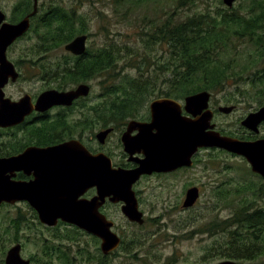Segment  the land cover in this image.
I'll return each mask as SVG.
<instances>
[{"label":"rangeland","instance_id":"rangeland-1","mask_svg":"<svg viewBox=\"0 0 264 264\" xmlns=\"http://www.w3.org/2000/svg\"><path fill=\"white\" fill-rule=\"evenodd\" d=\"M23 0H0V8H2L10 19L17 5ZM46 3L43 8L45 13L53 4L60 3L68 9H74L80 13V21L90 34L88 47L91 52L97 48L108 44L112 40L123 42L119 44L120 52L118 54L119 65H124V69L133 75L137 74V69L132 66L139 57L128 58L126 50H123L125 43L139 50L140 54H144L145 42L142 41V33L140 25L143 20L157 18V16H165L166 12L173 10L175 2L173 0H126L124 3H117L115 0H42ZM264 0H236L232 7H228L223 0H202L192 8H184L185 14H193L195 11L210 12L216 14L218 11H226L228 14H241L245 16H257L262 11ZM41 8V9H42ZM86 15V16H85ZM85 16V17H84ZM84 18V21H83ZM157 20V19H156ZM264 23V20H263ZM143 24H145L143 22ZM235 27L232 28L231 34L227 42L226 58L239 57L247 58L251 53H264L261 50V43L256 41L257 33L249 35L236 34ZM263 33V29H257L256 32ZM44 32L41 25H37L34 20L30 31L20 39L15 50L25 51L30 44L29 42L42 41L40 34ZM43 42V41H42ZM138 52V51H137ZM138 52V53H139ZM162 52V47H150L149 66L147 69L154 70L153 59L159 57ZM62 53L56 58H62ZM63 59L70 58L66 55L65 50ZM57 60V59H55ZM243 60V59H242ZM156 61V59L154 60ZM257 66H253L243 74V79L238 83L229 84L224 89L211 91L213 94L214 105L230 106L231 104L239 103V108L231 113L226 114L217 112L214 121L220 127L226 130H236L241 127V120L251 111L255 110L262 101H264V84L253 80H257L255 76L262 75L264 80V58H259ZM156 68V67H155ZM238 70V69H237ZM257 72L254 74V72ZM261 71L260 73H258ZM103 76L94 78L90 84L92 93L90 100L98 102L103 99L102 88L105 85ZM39 85H43L39 83ZM49 85H52L49 84ZM34 88V84H31ZM38 86V84H36ZM159 96H156L157 98ZM146 100L145 103L155 99L154 97ZM144 103V104H145ZM100 128L96 127L95 133ZM92 144L98 149L100 147L97 139L91 140ZM105 148L111 152L115 162L123 160V148L120 145L117 135L108 138L105 143ZM197 155V156H196ZM195 164L187 173L188 177H182L180 174L175 179L155 178L150 180L149 184H145L146 188L143 193L144 211L148 215L146 224L140 226L131 224L123 216L121 208L117 204H111L109 212L111 218L116 222L114 230L126 239V246L131 247L128 250V255L123 253V248L118 249V253L112 255L110 264H148L151 263H166L168 260L171 263L183 264L197 261L214 264L224 259L223 254L204 256L202 251L205 239L208 237L201 234L197 235L194 230L201 229L203 223L210 218H226L232 215L236 207L242 206L245 199L264 204V194L255 192L240 193L237 192L239 185L229 182L226 190L229 197L224 205L220 208L215 201L211 200V190L207 184V175L216 176L221 174L224 179H238V175H244L242 179H250L245 173L249 170V165L241 156L229 153L218 148H204L196 154ZM191 181H188V180ZM254 180V179H251ZM172 182V183H170ZM202 183V196L196 206L188 209H182L179 205L183 195V188L187 184ZM170 183V184H169ZM247 184V183H246ZM205 186V187H204ZM208 189V190H205ZM224 188V189H225ZM229 202V203H227ZM188 219V220H187ZM190 220V221H189ZM189 221V225H186ZM19 225V227H17ZM202 231V230H200ZM195 233V234H194ZM76 236L75 239L79 243L68 239L56 238V235ZM185 234V236H183ZM175 237V238H174ZM224 237V236H223ZM16 238L23 244L22 255L25 258L35 256L39 258L33 261L32 264H43L45 257V247L54 246L59 248L58 244L67 245L71 256H75V264H88L87 258L98 253L100 244L96 242L90 235L80 233L70 227L49 228L41 222L33 219L30 210L24 204L8 205L0 207V264H6L5 258L8 249L15 243ZM66 238V237H64ZM134 239L140 240L138 244L133 242ZM206 239V240H207ZM60 247H62L60 245ZM136 253V257L132 253ZM95 253V254H94ZM50 264H64L58 254L49 256ZM244 264H264V258L256 261L239 260ZM158 263V264H159Z\"/></svg>","mask_w":264,"mask_h":264},{"label":"water","instance_id":"water-1","mask_svg":"<svg viewBox=\"0 0 264 264\" xmlns=\"http://www.w3.org/2000/svg\"><path fill=\"white\" fill-rule=\"evenodd\" d=\"M34 1V9L18 23L5 21L0 26V89L7 83L10 76L15 80L18 72L15 66L7 58V48L17 38L24 35L31 26V17L38 12V1ZM228 7H232L236 0H223ZM6 15L0 9V24ZM264 31V23H263ZM87 34L76 36L65 45V49L75 55H83L87 50ZM91 92V85L81 83L75 89L59 91L50 89L43 92L37 102L38 109H48L53 105H71L75 99L87 96ZM212 93L202 90L185 97V109L192 117L183 116L181 102L169 97L157 98L151 102L152 121L145 123L156 129L155 133L142 137H135L130 144L135 146L140 143L144 149L146 158L141 161L137 169L126 170L122 167H114L112 158L106 153L92 154L78 139H71L60 145L46 148L42 151L45 160L51 157H59L61 162L59 169H63L64 178H70V184L60 185L62 197L57 200V206H42V200L35 198L41 193V186L13 181L7 175V171L13 167L24 165L28 160V154L0 159V204L3 201L16 203L33 197V204L39 213L40 220L47 225H57L59 219L74 224L87 232L101 238V249L105 255L114 252L122 243V237L114 230L115 221L109 219L100 212V207L109 197L114 203L124 201L121 209L129 220L144 223L143 212L139 209L134 183L142 173L153 171H172L183 166H192L193 157L200 148H219L228 152L243 156L250 163L253 171L264 176V139L255 141L242 140L216 130L213 122L214 111L210 108ZM2 97V96H1ZM0 111L1 121L21 119L28 111L24 104L10 105L2 103ZM9 104V105H8ZM234 106H220L223 113H231ZM264 121V104L257 111L249 113L242 121L243 126L255 132L259 131V125ZM12 122V121H11ZM138 123L133 120L131 124ZM6 125V124H4ZM113 128L100 130L96 138L100 143H105ZM146 135V136H145ZM133 140V141H132ZM123 142V136H122ZM131 145H127L129 150ZM132 153V151L130 152ZM40 155V154H39ZM27 159V160H26ZM63 162V164H62ZM70 163V165H69ZM5 167V168H4ZM18 167V168H19ZM5 171V173H4ZM73 183V184H72ZM88 186L97 187V195L90 200L79 197ZM200 196L197 186L188 189L183 206L188 208L195 204ZM39 201V202H38ZM6 264H31L29 258L22 255V243L12 245L6 254ZM216 264H242L238 261L227 259Z\"/></svg>","mask_w":264,"mask_h":264},{"label":"trees","instance_id":"trees-1","mask_svg":"<svg viewBox=\"0 0 264 264\" xmlns=\"http://www.w3.org/2000/svg\"><path fill=\"white\" fill-rule=\"evenodd\" d=\"M125 1L115 0L117 3ZM173 1L175 6L172 11L150 21L143 20L145 24L142 22L140 25L142 41L145 42L143 55L138 49L135 50L139 47L123 44L128 58L139 57L132 64L137 69L136 75L123 70V64L119 65L118 45L123 42L116 40L78 59H64L65 62L58 71L63 84H78L103 76V99L94 102L95 129L110 125L123 127V120L135 117L139 107L150 97L165 95L183 99L188 94L201 90L218 91L229 84H236L243 79L244 72L258 65L259 58H264L263 52L251 53L246 59L243 57V60L238 56L226 58V45L233 27L236 34L251 36L257 33L256 41L261 43V50H264V35L256 32L257 29H263L264 3L257 16L248 17L241 14L230 15L226 11H218L216 14L199 11L185 14L184 8H192L202 0ZM31 4V0H26L24 6L20 3L17 7L19 13L25 14L32 9ZM80 17L82 16L73 9L60 3L53 4L48 11L36 18L37 25L44 29L40 34L41 40L65 44L79 34L88 33L84 23L79 22ZM18 18L20 16L16 19ZM154 46L162 47V52L159 57H155L156 61L152 60L156 68L149 71V51ZM256 73L255 71L254 74ZM261 76H255L257 80L254 79L253 83L257 84L259 81L264 84ZM239 187L237 192L240 193H246L250 189L246 184ZM228 197V190L225 188L223 199L226 201ZM222 227L225 232L224 258L248 261L264 258V205L236 207L232 215L224 219ZM60 236L58 234L56 238L63 239ZM15 241L20 242L18 238ZM133 242L138 244L140 240L134 239ZM58 245L59 248H54L53 245L45 247L44 254L48 256L43 264H50L49 256H53L55 250L64 264H75V256H71L68 249ZM128 246L126 247L130 248ZM120 248H123V241ZM117 253L118 250L111 256ZM92 257L98 258L96 255L87 258L88 264ZM32 260L40 262L35 256Z\"/></svg>","mask_w":264,"mask_h":264},{"label":"flooded vegetation","instance_id":"flooded-vegetation-1","mask_svg":"<svg viewBox=\"0 0 264 264\" xmlns=\"http://www.w3.org/2000/svg\"><path fill=\"white\" fill-rule=\"evenodd\" d=\"M31 1H32V4H31L32 9L30 8V10H28L25 14H21L19 13V8H16V10L13 11L14 13L10 19L8 18L7 13L2 8H0L6 15L4 21L0 24V26L5 21L10 22V23H18L19 21H21L27 14L32 12V10L34 9L35 3L33 0ZM25 2L26 0H23L20 3L23 4L24 6ZM45 5L46 3L43 2L42 0L38 1V12L36 13V15L31 17V26L24 35H26L30 31L34 20H36L37 16L41 12H43V8L45 7ZM20 6L23 7L22 5ZM75 12L77 13V11ZM77 14H80V13H77ZM17 16H20V18L16 19ZM82 34H87L88 40H89V37H90L89 33H82ZM24 35H22L21 37L13 41L8 46L7 51H6L8 60L13 63L16 71L18 72V77L15 80H13V77L10 76L7 83H5V85H3L0 89V111L2 110L1 107L4 106L2 104L3 102H6V103L8 102L10 105H17L19 103H22L25 106H27L26 110L27 111L29 110L27 113L23 115L21 119H16V121H14V119L11 120L12 122L3 121V119L1 121L2 123L0 125V159H9V158L17 157L24 153L28 154V160L26 159L27 161H25L24 165L21 168L19 166H17L16 168L15 166L12 169L5 170L7 171L6 172L7 175L10 176V179L13 181L24 182L28 185L33 184V183L36 184V186L40 185L42 191L35 198H40L41 200L43 199L42 206H48V205H53L54 207L57 206L58 204L57 200L62 197V194H60L61 191L58 189V187L60 185L68 186L70 182H72L71 180L73 179L63 177V172L65 173V171H63L62 168L59 169L61 165V162L58 161L59 157L54 158L50 156V158L45 160L46 156L44 157L42 155V151L46 148L60 145L71 139L80 140L92 154H96L98 152L106 153L108 156L112 158L114 167H122L123 169H126V170L128 169L133 170V169H137L138 167H140L141 161L146 158L144 149L142 145H140V143H138V145L135 144V146L131 145L130 140L135 137L137 138L142 137L144 134L141 136V133H146L147 135H150L156 132L155 128L150 127V126L145 127L144 125L145 123L148 124V123H151L152 121V111H151L150 104L154 99L140 106L139 112L137 113L135 117H130L127 120H123V127H117V126L110 125L107 127L100 128L101 130L108 128V127L113 128L112 132L108 135L107 140L109 137L113 135L118 136L120 145L123 148V160L121 162H115L113 157L111 156V152L105 148L106 142L100 143L98 141L100 144V147H98V149L91 142V140L95 141V139H97L95 128H94L95 107H94V102L92 101L93 98L90 100L92 91L87 96H81L78 99H75L71 105H53L48 109H41V108L38 109L37 108V102H38L40 95L47 90L57 89L59 91H67V90L75 89L81 83L90 84V82L93 79L89 80L90 82L88 81V82H81L78 84H71V83L63 84L62 78L58 76V73H59L58 71L60 70V68L63 66V63L65 62L63 59L64 50H65L66 55H69L72 60L78 59L79 57L86 56L91 51L90 48L88 47V40H87V50H86V53H84L83 55H75L71 53L70 51H67L65 49V45L68 42L65 44H61L56 41L29 42L32 45L29 46L25 51L15 50L16 46L20 44V39H22ZM61 52H63L61 56L62 58H56L57 56H54V55L60 54ZM39 83H42L43 85H39ZM51 83L52 85H49ZM31 84H34L35 87L32 88ZM36 84H38V86H36ZM164 97H169V96L163 95L157 98H164ZM185 97L183 99H176V100L181 102L182 115L187 116V117L188 116L192 117V114L187 112V110L185 109ZM169 98H172V97H169ZM239 103L240 102L230 105V106H234V109L231 113L235 112L239 108ZM263 104H264V101H262L260 105L257 108H255V110L253 111H257L260 107L263 106ZM218 105L219 104L214 105L213 94H212L210 98V108L214 111L213 122H215L214 118L217 112L218 111L221 112L219 110L220 106ZM246 116L241 120V127L236 130H233V131L226 130L220 127L219 124L216 122H215L216 123L215 129L219 130L223 134L237 137L242 140L255 141L258 139H264V121L260 123L259 131L255 132L243 126L242 121L246 118ZM133 120L138 121V123L131 124V121ZM122 136H123V142H122ZM127 145H131L132 147H130L128 150ZM201 149H204V148H200L198 152ZM131 151L132 153H130ZM195 155L193 157V165L195 164V161H196L197 155L196 156ZM242 158L246 160L244 157ZM246 162L250 168L249 170L246 171L245 176L246 177L249 176L250 179L249 178L242 179L244 175H238L237 176L238 179H233V180L224 179L223 176H221V174H216V176L207 175L208 179L207 181H205L204 184H207V186L210 187V190H211L210 198L211 200L215 201L216 205H218L220 208L225 203V200L223 199V192H224V188L227 187L229 182L234 183L235 181V185L238 184L239 186H243L247 183L246 185H248V187L250 188L248 192L264 194V176L260 173L253 171L249 162L247 160ZM192 166H183V167H179L172 171H153L152 173H147V172L142 173V175L133 185V190L136 192V196L139 202V209L143 212V215H144L145 221L142 225L146 224V222L149 220L148 215L146 214L147 212L144 211V208H143V204L145 203L143 199V193L146 188L145 184H149L150 183L149 181L155 178H162L165 180L175 179V177L179 174L183 178L188 177L189 175L187 173L192 169ZM251 179H254V180H251ZM188 181H191V180L189 179ZM191 182L187 184L186 186H184L183 188L184 193L181 197V202L179 205L180 207L182 206L181 207L182 209L184 210L188 209V211L192 207L198 204L199 199L202 196V191H203L202 183L191 184ZM194 186H197L199 188L200 196L193 206L186 208L183 206V204L186 198L187 191L188 189ZM205 190H208V189L205 188ZM97 192L98 190L96 186H88L86 187L83 194L79 198L83 200H90L95 195H97ZM33 200L37 203L36 199H34L33 197L25 199V200H19L16 203H10V202L3 201L0 204V207H4L8 205L24 204L26 208L30 210V214L33 215V219H35L38 222H41L42 224L46 225L49 228H59V227L66 226L82 234L85 233V234L90 235L96 242L100 244V246L98 247V253L97 254L94 253L98 258L95 259L94 257H92L89 263L90 264H110L111 255L109 254V255H106L107 257H103V255L105 254L102 252V249H101L102 241L100 237L87 232L83 228H80L74 224L65 222L61 219H59L57 225H54V226H50V225H47L46 223H43L40 220L39 213L33 204ZM254 201L250 200V201L245 202L242 205L247 206V207L248 206L255 207V206L264 205L263 203H259L260 202L259 199L257 200V203ZM111 204H117L121 208L122 204L124 205V201L123 203L122 202L114 203L110 200L109 197L106 199L105 203L100 207V212L105 214L109 219H112L111 214L109 212V208ZM123 216L131 224L142 226L138 222L129 220V218L124 213H123ZM224 219H228V217L226 218L221 217V218H216V219L210 218L207 222L203 223V226L201 227V229L194 230V232L196 231L195 233L197 235L201 234L203 236L208 237V239L206 238L207 240L205 239V244L202 249V251L204 252L203 254L204 256H207V254L211 256L223 254V250H224V247H223L224 237L223 236H225V232L223 230L222 223ZM189 221H186L185 224L189 225ZM183 236H185V234H183ZM60 237H63V239L73 240L79 243L78 240L75 239L76 236L74 235L70 236L68 234L66 235L61 234ZM60 245H62L66 249H69V247L66 244L65 245L60 244ZM131 249H132L131 247L130 248L126 247V239L123 237V253H126L128 255L129 254L128 250H131ZM132 256L136 257V253L133 252ZM30 259L33 262L32 258ZM101 260H103L104 262L101 263ZM169 260L165 264H173ZM159 261L153 264H158ZM235 261L239 262V260H235ZM244 261H248V260H244ZM148 264H151V263L148 262ZM159 264H164V263H159ZM183 264H207V263L202 262V261H197V262L183 263Z\"/></svg>","mask_w":264,"mask_h":264}]
</instances>
